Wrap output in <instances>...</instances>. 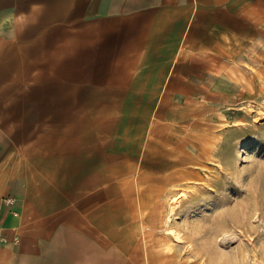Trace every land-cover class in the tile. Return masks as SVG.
I'll use <instances>...</instances> for the list:
<instances>
[{
	"label": "crops",
	"instance_id": "1",
	"mask_svg": "<svg viewBox=\"0 0 264 264\" xmlns=\"http://www.w3.org/2000/svg\"><path fill=\"white\" fill-rule=\"evenodd\" d=\"M262 30L264 0H0V264H166L183 110Z\"/></svg>",
	"mask_w": 264,
	"mask_h": 264
},
{
	"label": "rangeland",
	"instance_id": "2",
	"mask_svg": "<svg viewBox=\"0 0 264 264\" xmlns=\"http://www.w3.org/2000/svg\"><path fill=\"white\" fill-rule=\"evenodd\" d=\"M255 38L229 58L235 82L214 77L183 110L182 162L151 195L166 264H264V30Z\"/></svg>",
	"mask_w": 264,
	"mask_h": 264
},
{
	"label": "built area",
	"instance_id": "3",
	"mask_svg": "<svg viewBox=\"0 0 264 264\" xmlns=\"http://www.w3.org/2000/svg\"><path fill=\"white\" fill-rule=\"evenodd\" d=\"M11 203L10 199H5V204L9 205ZM14 241H18L17 238H14ZM6 242V239L0 236V243Z\"/></svg>",
	"mask_w": 264,
	"mask_h": 264
},
{
	"label": "bare ground",
	"instance_id": "4",
	"mask_svg": "<svg viewBox=\"0 0 264 264\" xmlns=\"http://www.w3.org/2000/svg\"><path fill=\"white\" fill-rule=\"evenodd\" d=\"M177 206V200L173 202V204L170 207V214L174 211V208ZM191 215V214H190ZM167 222V221H166ZM233 227V226H232ZM222 228V227H221ZM197 231V230H196ZM202 231V230H201ZM199 233V232H197ZM179 239V238H177Z\"/></svg>",
	"mask_w": 264,
	"mask_h": 264
}]
</instances>
